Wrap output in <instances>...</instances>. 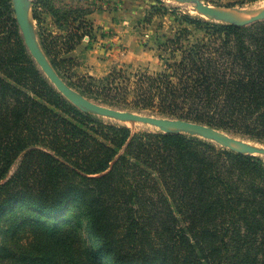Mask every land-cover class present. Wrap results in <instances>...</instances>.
Returning <instances> with one entry per match:
<instances>
[{"label":"trees","instance_id":"obj_1","mask_svg":"<svg viewBox=\"0 0 264 264\" xmlns=\"http://www.w3.org/2000/svg\"><path fill=\"white\" fill-rule=\"evenodd\" d=\"M185 18L203 37L184 44L188 30L174 33L160 47L172 60L163 71L113 67L80 92L107 106L192 120L264 144V20L238 26ZM73 34L75 41L70 35L64 42L69 51L84 37ZM41 44L59 73L53 47ZM23 214L33 220L27 245L8 236ZM5 259L264 264V159L183 133L132 131L79 109L31 57L11 0H0Z\"/></svg>","mask_w":264,"mask_h":264},{"label":"rangeland","instance_id":"obj_2","mask_svg":"<svg viewBox=\"0 0 264 264\" xmlns=\"http://www.w3.org/2000/svg\"><path fill=\"white\" fill-rule=\"evenodd\" d=\"M200 1L204 4L226 10L241 9L251 11L248 12V15L244 13V17L246 18L257 14L260 9H264V0ZM98 10L108 12L112 16V19L117 21L126 20L127 23L122 24L120 30L127 31L121 33L125 39L116 46L121 54L120 62L111 66H97L92 64L89 67V65L86 66L84 64L85 60L82 54L79 56L73 55V51L80 42L71 51L67 50L64 42L67 39V42L70 40V35L72 36V41H75L76 36L73 33L79 36L83 34L84 37H88L89 39L96 37L93 32L92 19ZM34 13L36 18H34ZM185 15L203 21L222 23L194 11L190 5L176 0H125V2L124 0H30V16L38 43L42 49V39H46L51 44L54 49L53 57L56 59L59 69V73L56 72L69 87L79 93H81L80 85L82 83L96 82L109 73L113 67H121L127 72L132 73L143 70L150 73L163 71L167 60L168 62H172V60L168 58V54L160 47L165 44L167 39L173 37L174 33L181 29L188 30V33L185 35L186 38L183 39L184 44L195 42L203 37L204 31L195 25H191L185 18ZM152 51L153 63L146 64L145 61L150 58L149 53ZM48 60L50 61L49 58ZM89 78H92L94 81H91ZM134 112L163 116L148 110ZM99 117L108 122L127 125L132 131H158L157 128L149 127L146 124L136 123L132 126L127 122H121L103 116ZM254 143L264 146L262 143L255 141ZM260 157L264 159L263 156ZM27 215H21L22 220L18 221L15 233L8 235L12 242L15 241L21 245H27L31 241V225L33 224V220ZM0 264H13V262L10 259H5L1 260Z\"/></svg>","mask_w":264,"mask_h":264},{"label":"water","instance_id":"obj_3","mask_svg":"<svg viewBox=\"0 0 264 264\" xmlns=\"http://www.w3.org/2000/svg\"><path fill=\"white\" fill-rule=\"evenodd\" d=\"M176 1L190 5L194 11L209 15L211 18L222 23L244 26L256 21L264 20V9L260 13L252 15L248 18L236 19L224 13V10L226 9L204 4L200 0ZM12 4L21 36L31 57L53 86L79 109L98 116L127 122L132 126L136 123L146 124L157 128L158 131L163 133H183L197 136L233 151L258 156L264 155V146H258L254 143V141L250 142L251 140L236 136L203 123L181 118L148 115L125 109H118L103 105L85 97L81 93L69 87L62 80L38 43L30 16V0H12Z\"/></svg>","mask_w":264,"mask_h":264},{"label":"crops","instance_id":"obj_4","mask_svg":"<svg viewBox=\"0 0 264 264\" xmlns=\"http://www.w3.org/2000/svg\"><path fill=\"white\" fill-rule=\"evenodd\" d=\"M94 15L95 16H93L92 21L94 28L93 32L95 33L96 37H94L93 39L84 37L80 41L76 49L73 51V55L79 56L80 54H82V57L85 60L84 64L86 66L89 65V67H91L92 64L97 66H111L120 62L121 54L119 53V50L116 46L121 41H123V39H125L124 37H122L123 35L121 33H125V31L127 30H120V27L122 24L124 25L125 23H127V21H117L115 19H112V16L108 12L99 10L95 12ZM144 53L146 54V52ZM149 57V59L145 61L146 64L153 63V51L149 53Z\"/></svg>","mask_w":264,"mask_h":264},{"label":"bare ground","instance_id":"obj_5","mask_svg":"<svg viewBox=\"0 0 264 264\" xmlns=\"http://www.w3.org/2000/svg\"><path fill=\"white\" fill-rule=\"evenodd\" d=\"M258 9V8H257ZM262 9H260L257 13H260ZM255 11V10H254ZM248 12H251V11H247V10H224V13H226L227 15H229L230 17H233V18H236V19H244L246 17H244V13H246L247 15L249 14ZM256 12V11H255ZM203 15H206V14H203ZM246 15V16H247ZM208 17H210L209 15H206ZM244 17V18H243ZM248 17V16H247ZM149 127H152L150 125H148ZM258 146H261L259 144H257ZM264 157V155H263Z\"/></svg>","mask_w":264,"mask_h":264}]
</instances>
